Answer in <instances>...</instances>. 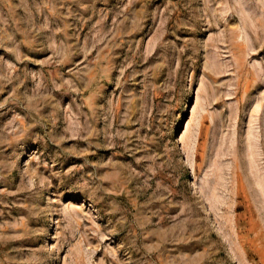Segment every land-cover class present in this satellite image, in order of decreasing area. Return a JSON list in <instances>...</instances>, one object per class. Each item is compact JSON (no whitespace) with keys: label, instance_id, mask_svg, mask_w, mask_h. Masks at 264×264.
Masks as SVG:
<instances>
[{"label":"rangeland","instance_id":"rangeland-1","mask_svg":"<svg viewBox=\"0 0 264 264\" xmlns=\"http://www.w3.org/2000/svg\"><path fill=\"white\" fill-rule=\"evenodd\" d=\"M0 264H264V0H0Z\"/></svg>","mask_w":264,"mask_h":264}]
</instances>
